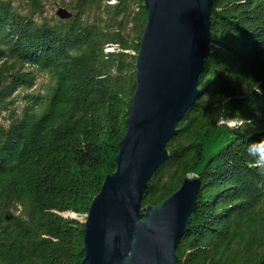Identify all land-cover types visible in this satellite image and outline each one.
<instances>
[{
    "label": "trees",
    "instance_id": "1",
    "mask_svg": "<svg viewBox=\"0 0 264 264\" xmlns=\"http://www.w3.org/2000/svg\"><path fill=\"white\" fill-rule=\"evenodd\" d=\"M76 1L64 21L45 15V0H0V112L11 113L0 127V264H82L80 218L127 133L145 2ZM104 3L107 20L88 23ZM211 33L198 100L143 206H160L195 173L202 189L178 264H264V0H215ZM39 74L48 85L22 96Z\"/></svg>",
    "mask_w": 264,
    "mask_h": 264
},
{
    "label": "water",
    "instance_id": "2",
    "mask_svg": "<svg viewBox=\"0 0 264 264\" xmlns=\"http://www.w3.org/2000/svg\"><path fill=\"white\" fill-rule=\"evenodd\" d=\"M215 0H144L148 13L136 59L137 91L120 143L116 171L107 176L84 221L82 264H178L202 189L189 174L160 206H143L154 173L169 159L168 143L196 103L199 79L212 54ZM57 16H73L60 8Z\"/></svg>",
    "mask_w": 264,
    "mask_h": 264
},
{
    "label": "rangeland",
    "instance_id": "3",
    "mask_svg": "<svg viewBox=\"0 0 264 264\" xmlns=\"http://www.w3.org/2000/svg\"><path fill=\"white\" fill-rule=\"evenodd\" d=\"M16 2V5L19 7V5H27L26 0H14ZM77 1L75 0H45V5H44V13L45 15H48L50 17H56L58 19H60L57 16V12L60 8H66L67 10H69L71 13H73L72 18H74V10L72 9V6L74 4H76ZM106 3L102 4L101 7V11L97 10L96 8H93L92 11H90L84 15L85 20H87L88 23H93L96 20H100V21H105L107 20V13H106ZM105 7V8H104ZM71 18V19H72ZM61 20V19H60ZM66 21V20H65ZM1 65V63H0ZM1 67V66H0ZM49 83V78L44 75V74H39L38 75V82H37V86L36 88L29 90V91H22L21 95H25V93H38L39 91H42L43 87H46ZM21 96V97H22ZM22 98L19 99V102H15V105L13 106V108H17L19 109V112L23 109L24 107V101L21 100ZM10 117H11V113L10 112H0V127H4L7 128L10 124ZM73 217H76L75 215H71ZM81 221H85L86 218L82 217L80 218Z\"/></svg>",
    "mask_w": 264,
    "mask_h": 264
},
{
    "label": "clouds",
    "instance_id": "4",
    "mask_svg": "<svg viewBox=\"0 0 264 264\" xmlns=\"http://www.w3.org/2000/svg\"><path fill=\"white\" fill-rule=\"evenodd\" d=\"M256 164L259 165H264V156H261L257 161Z\"/></svg>",
    "mask_w": 264,
    "mask_h": 264
}]
</instances>
